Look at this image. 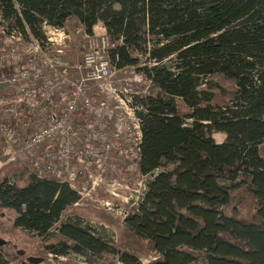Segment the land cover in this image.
<instances>
[{
    "label": "trees",
    "instance_id": "obj_1",
    "mask_svg": "<svg viewBox=\"0 0 264 264\" xmlns=\"http://www.w3.org/2000/svg\"><path fill=\"white\" fill-rule=\"evenodd\" d=\"M0 14L38 41L43 24L61 28L75 16L91 35L101 22L117 41L116 67L134 66L156 87L135 101L139 171H160L124 219L159 254L152 264H264V0H0ZM216 132L225 134L220 144ZM78 198L34 175L20 187L0 182L15 228L47 241L59 223L45 249L118 253L78 222L60 221Z\"/></svg>",
    "mask_w": 264,
    "mask_h": 264
},
{
    "label": "rangeland",
    "instance_id": "obj_2",
    "mask_svg": "<svg viewBox=\"0 0 264 264\" xmlns=\"http://www.w3.org/2000/svg\"><path fill=\"white\" fill-rule=\"evenodd\" d=\"M1 25H7V22L0 20ZM11 30L13 29L8 31ZM43 30H45L44 37L45 35L53 37L47 32V26L42 28ZM92 31L91 35L93 36H104L112 40L111 37H108L101 22L96 23ZM57 33V36H54L55 40L47 44L36 41L32 37H24L22 34L20 38H16L15 36L10 37L9 33H0V46L15 54L13 60L0 62V75L11 78L15 67L24 68L30 74L36 70L39 73V77L35 80L32 79V76L25 80L16 76L14 82L0 83V101L15 104L12 101L15 97L14 88L22 83H25L26 86L34 83L33 85L36 86H46L47 92L42 95L43 102H45L48 97L52 98L53 94L50 91L52 86L66 87L65 80L75 81L78 78L80 75L78 63L82 58L81 46L85 33L84 28L75 16H71L63 27L58 28ZM113 42L117 44V41ZM166 63L168 64L169 61ZM54 69L58 71L56 77L54 74H49L53 73ZM128 69L130 68L127 67ZM120 75L116 73L110 78L113 86L119 91L122 90V84L118 81ZM6 87L11 90L7 91ZM128 87L135 94L134 96H148L156 92L155 86L147 81L132 82ZM90 93L95 101L105 100L109 95L106 94V91L98 90L96 86L91 88ZM175 100L177 103L181 101L179 98ZM22 105L17 106L15 113H11L7 117L13 124H21L28 118V110ZM21 106L23 108L19 110L18 108ZM47 112H51V108ZM84 117L83 113L79 112L78 118L83 119ZM2 118L3 116L0 115V119ZM219 134L213 135L215 142L223 141L225 135ZM219 136L220 139H217ZM17 146V142H6L0 137V182L5 179L20 187L25 185L32 175H38V170L33 167L32 162L38 159L43 148L22 154L17 152ZM133 163L129 158L118 156L112 152L105 160L104 168L99 170L100 174L95 179L93 187L89 184L85 186V189L76 188V186L84 184V177L79 174L75 188L79 192L80 198L63 211L60 219V221L79 222L88 226L91 231L95 229V232L101 235L102 240L115 248L118 253L95 256L88 252L77 253L68 248L63 254H55L45 249L44 245L55 243L59 239L55 229L59 223L51 229L52 237L43 241L33 233L15 228L12 224L14 213L0 207V261L3 262L2 264H124L119 260L122 253H127L131 258H135L133 262L129 260V264H152L158 261L159 254L148 248L144 239L136 237L124 226L125 217L137 208L143 193L144 180L134 169ZM47 179H51L50 176ZM107 202L108 204H106ZM233 214L243 217L244 213L234 209ZM95 232L94 235H96Z\"/></svg>",
    "mask_w": 264,
    "mask_h": 264
},
{
    "label": "built area",
    "instance_id": "obj_3",
    "mask_svg": "<svg viewBox=\"0 0 264 264\" xmlns=\"http://www.w3.org/2000/svg\"><path fill=\"white\" fill-rule=\"evenodd\" d=\"M5 30V26L1 25L0 33L5 34ZM47 30L53 37L45 35L41 42L46 44L55 40L54 36L58 34L56 27L47 26ZM9 34L10 37H21L15 30ZM108 40L104 36L96 37L84 33L82 58L78 63L80 75L75 81L65 80L66 87L52 86L50 89L52 98L48 97L45 102L42 95L47 92L46 86L40 87L33 85L34 83L28 86L22 83L14 88L15 97L12 101L15 104L0 101V115L3 116L0 119V137L6 142H17V152L22 154L43 148L38 159L32 162L33 167L38 170L39 178L50 176L73 185L77 173L75 163L80 166V171L86 172L88 166L102 161L98 146L93 144L95 141L101 142L105 149L110 146V141L121 142L122 148L119 152L122 155L136 157L134 146L138 143L139 132L129 106L130 98H119L115 94L116 88L110 81L115 71L105 52ZM14 58L15 54L12 51L0 46V62H8ZM57 72L54 69L53 73L49 74L56 77ZM16 76L24 80L32 76L35 80L39 73L36 70L30 74L24 68L15 67L11 78L0 75V83L14 82ZM141 78V75L134 74L132 78L123 76L118 81L124 86V93H131L128 85L140 81ZM93 86L98 87L100 91H106V94L114 95L121 110L114 112V108L109 107L107 100L95 101L90 93ZM6 90L9 91L11 88L6 87ZM21 104L27 108L28 118L21 124H13L7 117L11 113L14 114L17 106ZM22 106L18 109L21 110ZM49 108L51 112H47ZM79 112H86L90 119L86 122L79 119ZM112 114L115 115V123L109 135L105 126Z\"/></svg>",
    "mask_w": 264,
    "mask_h": 264
},
{
    "label": "flooded vegetation",
    "instance_id": "obj_4",
    "mask_svg": "<svg viewBox=\"0 0 264 264\" xmlns=\"http://www.w3.org/2000/svg\"><path fill=\"white\" fill-rule=\"evenodd\" d=\"M0 18H1V20H3L2 19V17H1V14H0ZM3 26H5V28H6V30H5V33H10L11 31H8L9 29H13V30H15V31H17L20 35L22 34L19 30H17L16 28H13V27H9L8 26V24L7 25H3ZM44 26H49V25H46V24H43L42 26H41V30H42V28H44ZM53 27V26H52ZM43 32V34H44V30L42 31ZM87 34V33H86ZM89 35V34H88ZM28 36L29 37H31V35H29L28 34ZM109 37V36H108ZM45 38V37H44ZM109 40H108V44H107V46H105V52H106V55H107V57H108V59L110 60V62H111V65H112V67H113V69H114V71H115V74L116 73H119V74H121L120 75V78H122L123 76H129V78H132L133 76H134V74H139V75H141V80L140 81H138V82H148V83H150V84H152L151 83V81L145 76V74L142 72V71H139V70H137V68L136 67H134V66H124V67H121V68H117L116 67V65H115V63L111 60V58H110V52H111V50L112 49H114V47H115V43L112 41V40H110V38H108ZM127 67H129L130 69H128L127 70ZM131 67H133V68H131ZM153 85V84H152ZM127 87V86H126ZM156 88V87H155ZM123 89H124V86L122 85V90L121 91H119V90H117L116 89V92H115V94L119 97V98H124V97H127V98H130V103H129V106H130V108L132 109V113H133V117H134V122L137 124V128H138V132H139V140H138V143L134 146V151H135V153H136V157H130V156H126V155H122L120 152H119V150H120V148H122V143L121 142H118V141H110V146L108 147V149H105L104 147H103V145H102V143L101 142H98V141H95V142H93V144L94 145H96V146H98L97 148L99 149V152L102 154V161L101 162H98V163H93L92 164V166H88L87 167V171L86 172H84V171H80V166L78 165V164H76L75 162H73V163H75V170H76V179H75V181H74V184L73 185H70L68 182H66V181H63V180H59V179H56V178H51V179H53V180H57V181H59V182H62V183H65V184H67L71 189H73V190H75L76 192H77V194H78V196H79V192L77 191V187L78 188H81V189H85V186L86 185H89V184H91L92 185V187H93V184L95 183V179H97V176H99L98 174H100V172H99V170L101 169V168H104L103 166L105 165V160L108 158V156L112 153V152H114V153H116L118 156H121V157H125V158H129V160H131V161H133L134 163H133V166H134V169H136L137 171H138V173L140 174V176L142 177V179L144 180V183H143V188H142V190H143V193H142V196H143V194H144V192H145V190L147 189V184H148V182L149 181H151L152 180V178L160 171V169H155V170H153L152 172H150V173H148V174H141L140 173V171H139V160H140V147H141V144H142V122H141V118L137 115V111H139L140 109H142V107L135 101V97H145V96H134L135 94H133V92H131V93H124L123 92ZM156 93V92H155ZM122 94V95H121ZM152 95H154V94H152ZM149 96V95H148ZM177 99V98H176ZM105 100H107V102H108V104H109V107H111V108H114V112H116V111H120L121 110V108H120V104H119V102H118V99H116V98H114V95H108L107 96V99H105ZM79 115V114H78ZM83 115L85 116L82 120L84 121V122H86V121H88L89 119L88 118H90V116L86 113V112H83ZM114 123H115V115L114 114H112L111 115V117L108 119V122L106 123V126H105V128H106V130H107V132L109 133V135H110V133H111V131H112V129L114 128ZM217 133H222V132H216V133H213L212 134V138L214 139V141H215V138H214V134H217ZM222 134H224V133H222ZM108 135V136H109ZM225 135V134H224ZM225 140V137H224V139H223V141ZM223 141H221V142H216L217 144H220V143H222ZM103 148V150L101 149V148ZM82 175L83 177H84V184H83V186H76V183H77V180H78V175ZM35 176V175H34ZM37 178H39L38 176H36ZM40 179H42V178H40ZM45 179H47V178H45ZM9 182V181H8ZM10 183V182H9ZM11 184V183H10ZM75 186H76V188H75ZM113 195H115L114 193H112ZM79 198H80V196H79ZM79 198H78V200H79ZM77 200V201H78ZM76 201V202H77ZM75 202V203H76ZM108 203V202H107ZM74 204V203H73ZM2 208V207H1ZM11 211V210H10ZM13 220V219H12ZM79 223V222H78ZM79 225L80 226H82V227H85V228H87L88 230H89V232H91L93 235H94V232H95V229L93 230V231H91L89 228H88V226H85V225H83V224H80L79 223ZM96 233V232H95ZM96 235H100L99 233H96ZM101 236V235H100Z\"/></svg>",
    "mask_w": 264,
    "mask_h": 264
},
{
    "label": "crops",
    "instance_id": "obj_5",
    "mask_svg": "<svg viewBox=\"0 0 264 264\" xmlns=\"http://www.w3.org/2000/svg\"><path fill=\"white\" fill-rule=\"evenodd\" d=\"M218 134H219V133H218ZM219 135H220V134H219ZM217 139H220V136H219V138H217ZM220 141H221V140H220ZM220 141H219V142H220Z\"/></svg>",
    "mask_w": 264,
    "mask_h": 264
}]
</instances>
